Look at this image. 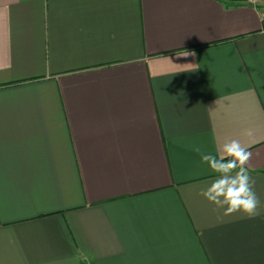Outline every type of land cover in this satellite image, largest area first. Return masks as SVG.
Listing matches in <instances>:
<instances>
[{
    "label": "crops",
    "instance_id": "1",
    "mask_svg": "<svg viewBox=\"0 0 264 264\" xmlns=\"http://www.w3.org/2000/svg\"><path fill=\"white\" fill-rule=\"evenodd\" d=\"M263 17L246 0H0V264H264V211L221 218L194 150L251 144L264 206Z\"/></svg>",
    "mask_w": 264,
    "mask_h": 264
},
{
    "label": "clouds",
    "instance_id": "2",
    "mask_svg": "<svg viewBox=\"0 0 264 264\" xmlns=\"http://www.w3.org/2000/svg\"><path fill=\"white\" fill-rule=\"evenodd\" d=\"M188 55L186 53L184 56ZM252 134L251 129L243 132L248 137ZM250 147L251 144L242 143L240 139H228L219 144L216 154L202 153L199 147L194 149L201 154V162L208 166L214 177L197 194L211 204L221 218L239 214L243 218L253 219L264 211L249 172L248 165L252 158Z\"/></svg>",
    "mask_w": 264,
    "mask_h": 264
},
{
    "label": "built area",
    "instance_id": "3",
    "mask_svg": "<svg viewBox=\"0 0 264 264\" xmlns=\"http://www.w3.org/2000/svg\"><path fill=\"white\" fill-rule=\"evenodd\" d=\"M246 1L249 2V3H252L254 5L259 4V2L264 3V0H246Z\"/></svg>",
    "mask_w": 264,
    "mask_h": 264
},
{
    "label": "trees",
    "instance_id": "4",
    "mask_svg": "<svg viewBox=\"0 0 264 264\" xmlns=\"http://www.w3.org/2000/svg\"><path fill=\"white\" fill-rule=\"evenodd\" d=\"M262 27L264 28V17L262 19Z\"/></svg>",
    "mask_w": 264,
    "mask_h": 264
},
{
    "label": "rangeland",
    "instance_id": "5",
    "mask_svg": "<svg viewBox=\"0 0 264 264\" xmlns=\"http://www.w3.org/2000/svg\"><path fill=\"white\" fill-rule=\"evenodd\" d=\"M259 3L264 5V3H262V2H259Z\"/></svg>",
    "mask_w": 264,
    "mask_h": 264
}]
</instances>
